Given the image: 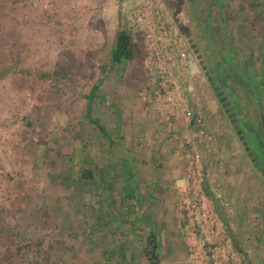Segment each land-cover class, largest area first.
Returning a JSON list of instances; mask_svg holds the SVG:
<instances>
[{"label": "rangeland", "instance_id": "obj_1", "mask_svg": "<svg viewBox=\"0 0 264 264\" xmlns=\"http://www.w3.org/2000/svg\"><path fill=\"white\" fill-rule=\"evenodd\" d=\"M262 171L264 0H0V264H264Z\"/></svg>", "mask_w": 264, "mask_h": 264}, {"label": "trees", "instance_id": "obj_2", "mask_svg": "<svg viewBox=\"0 0 264 264\" xmlns=\"http://www.w3.org/2000/svg\"><path fill=\"white\" fill-rule=\"evenodd\" d=\"M133 57H134V50H133V44H132L129 33L125 30L117 31L115 35L114 45L111 51L112 62L115 64H121L125 61L131 60ZM42 74H43V77H54V76L58 77L59 76L57 72L51 73V74H48V73H42ZM211 86L213 88V93L215 94V96L219 97L220 99L222 96L221 91H218V89L214 88L213 85ZM220 100H222V98ZM211 201L213 202L216 208L217 215L219 219L221 220V222L226 223L225 216L222 213L221 209L219 208L217 200L213 198L211 199ZM263 218H264V215H263ZM153 248H155V245H153Z\"/></svg>", "mask_w": 264, "mask_h": 264}, {"label": "built area", "instance_id": "obj_3", "mask_svg": "<svg viewBox=\"0 0 264 264\" xmlns=\"http://www.w3.org/2000/svg\"><path fill=\"white\" fill-rule=\"evenodd\" d=\"M153 100H154L155 102H159V103L161 104L160 95H157V96L153 97ZM168 100L171 101V99H169V98H168ZM175 109H177L176 106H175ZM183 115H185V114L183 113V111H180V112L178 113V116L181 117V118H184ZM186 115H187V113H186ZM172 116H173V115H171L169 118H171ZM197 173H198V172H197ZM198 174H199V173H198ZM201 208L203 209L202 204H201ZM212 259H213V264H219L217 253H215V254L212 255Z\"/></svg>", "mask_w": 264, "mask_h": 264}, {"label": "flooded vegetation", "instance_id": "obj_4", "mask_svg": "<svg viewBox=\"0 0 264 264\" xmlns=\"http://www.w3.org/2000/svg\"><path fill=\"white\" fill-rule=\"evenodd\" d=\"M252 133V135L254 134L253 132H251ZM253 136H255V137H257L255 134L253 135ZM256 140V143H257V141L259 142V139H255ZM253 144H254V142H253ZM253 144H252V149L254 148L253 147ZM257 145V144H256ZM259 147V146H258ZM254 149H256V148H254ZM255 151V150H254ZM259 151H261V148L259 147ZM262 175H263V177H264V171H262V173H261Z\"/></svg>", "mask_w": 264, "mask_h": 264}, {"label": "crops", "instance_id": "obj_5", "mask_svg": "<svg viewBox=\"0 0 264 264\" xmlns=\"http://www.w3.org/2000/svg\"><path fill=\"white\" fill-rule=\"evenodd\" d=\"M154 142H155V140H154ZM158 145V144H157ZM160 198H162V197H160Z\"/></svg>", "mask_w": 264, "mask_h": 264}]
</instances>
